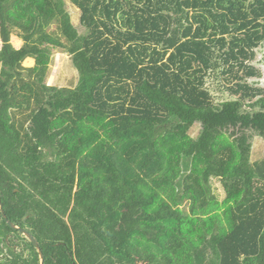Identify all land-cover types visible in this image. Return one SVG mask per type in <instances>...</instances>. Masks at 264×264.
<instances>
[{"label": "trees", "instance_id": "trees-1", "mask_svg": "<svg viewBox=\"0 0 264 264\" xmlns=\"http://www.w3.org/2000/svg\"><path fill=\"white\" fill-rule=\"evenodd\" d=\"M258 50L264 0H0V201L43 264H264ZM0 264H39L1 214Z\"/></svg>", "mask_w": 264, "mask_h": 264}, {"label": "rangeland", "instance_id": "rangeland-1", "mask_svg": "<svg viewBox=\"0 0 264 264\" xmlns=\"http://www.w3.org/2000/svg\"><path fill=\"white\" fill-rule=\"evenodd\" d=\"M64 11L69 15L71 25L76 29L78 34H83L84 30L80 28L78 24L79 13L78 11L69 3L65 2L63 5ZM51 31L57 34L56 26L51 27ZM11 44L18 48L21 45V40L15 35L12 34L10 37ZM255 65L262 69L263 77L260 80L259 84L264 87V52L262 50H258L256 54ZM33 65V60L27 59L23 62L24 67H31ZM78 80V74L76 70L73 68L69 57L66 54L55 52L52 57V63L50 65V73L47 78L46 83L50 86L54 87H64V88H73ZM207 87L211 91L212 95L216 99L217 102L223 101L224 95L219 92L218 83L214 79H209L207 83ZM199 130V125L195 124V127L191 130L190 134L195 137ZM264 155V141L255 137L252 142V150L250 155V162H255L260 160ZM185 171H188L191 166L190 159L185 161L184 164ZM217 192L221 194L220 189L218 188Z\"/></svg>", "mask_w": 264, "mask_h": 264}, {"label": "water", "instance_id": "water-1", "mask_svg": "<svg viewBox=\"0 0 264 264\" xmlns=\"http://www.w3.org/2000/svg\"><path fill=\"white\" fill-rule=\"evenodd\" d=\"M0 214H1V217L3 218V220L8 225L9 228H11L14 231L21 233L31 243V245L35 248V250L38 254L39 264H43L44 263L43 254L41 252V249H40V246H39L37 240L28 231L14 225L10 220H8L6 218V215L4 214V211H3V206H2L1 201H0Z\"/></svg>", "mask_w": 264, "mask_h": 264}]
</instances>
